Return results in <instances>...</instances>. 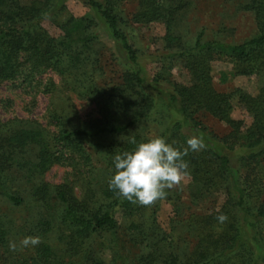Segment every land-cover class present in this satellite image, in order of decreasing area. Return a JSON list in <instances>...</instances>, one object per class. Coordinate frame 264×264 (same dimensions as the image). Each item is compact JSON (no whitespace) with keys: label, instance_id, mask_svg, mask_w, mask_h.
Returning <instances> with one entry per match:
<instances>
[{"label":"trees","instance_id":"trees-1","mask_svg":"<svg viewBox=\"0 0 264 264\" xmlns=\"http://www.w3.org/2000/svg\"><path fill=\"white\" fill-rule=\"evenodd\" d=\"M124 1L84 0L96 20L69 15L64 0H0V86L18 82L40 90L44 75L59 79V84L50 77L44 82L50 95L44 125L0 122V199L13 208L31 207L18 218L0 215V264H264V0L238 5L255 24L254 34L241 42L203 32L184 39L180 24L187 4L137 0L130 20L160 23L165 31L160 53L147 56L121 29L126 22L116 8ZM44 23L59 33L51 35ZM99 23L124 66L110 83L100 79L96 66ZM148 60L158 63L150 80ZM176 62L186 84L170 82ZM213 62L230 65L234 76L258 79L257 92L217 91ZM66 94L88 102L93 114L71 122L67 102L53 106V98H69ZM236 110L242 119L231 117ZM198 114L228 131L215 134ZM194 135L205 147L184 157L188 204L179 186L151 205L109 189L113 158L135 148L132 137L141 143L163 136L182 149ZM53 166L86 176H66L57 185L43 182ZM77 183L83 189L79 195ZM161 201L172 206L168 231L157 220ZM206 202L214 206L196 211ZM221 213L227 216L223 223L216 219ZM25 236H39L41 243L21 249Z\"/></svg>","mask_w":264,"mask_h":264},{"label":"rangeland","instance_id":"rangeland-1","mask_svg":"<svg viewBox=\"0 0 264 264\" xmlns=\"http://www.w3.org/2000/svg\"><path fill=\"white\" fill-rule=\"evenodd\" d=\"M187 7L185 8L180 24V33L184 39H192L199 32H203L207 36L217 35L228 42H241L251 37L255 32V24L250 13H244L237 10L238 5L245 0H181ZM64 6L69 15L73 17L95 16L94 13L84 4V0H64ZM137 10V0H126L121 2L116 8V14L126 22L121 24V29L126 33L130 42L134 47L144 55H157L163 47L164 26L160 23H153L147 26L137 25L130 20L131 15ZM96 20L97 17L95 16ZM43 27L53 36L59 32L51 27L48 23H44ZM97 43L94 46V54L98 60L97 68L100 79L107 80L109 83L123 72L124 66L116 56L114 42L110 39L107 32L99 23L96 28ZM115 53L116 55H114ZM146 75L150 80L158 71L157 60H148L145 63ZM211 75L213 85L217 91L229 92L232 89L239 88L246 93L255 94L258 90L260 82L253 77L234 76L231 66L223 62H213L211 65ZM170 82L186 84L187 77L182 71L180 65L174 63L170 71ZM52 78L55 84H59L56 76L46 74L41 78L42 85L40 90H30L20 83H5L0 86V122L5 123L17 119L22 121H35L37 124L44 125L46 123V110L50 95L45 93L46 78ZM167 86V85H166ZM164 86V87H166ZM169 87V86H167ZM166 87V88H167ZM56 97V96H55ZM69 98H53L56 100L54 105L59 104V100L67 102L65 108L69 109L71 122L77 119H84L93 114L94 107L85 100L79 99L75 94H66ZM202 124L217 135H224L228 128L216 119L208 115L198 114ZM231 117L235 120L242 119L239 110L233 111ZM247 121V120H246ZM68 169L59 166H53L42 177L43 182L51 185L61 183L66 176H86L84 172L68 174ZM71 180V179H70ZM189 179L184 177L180 185L182 191V202L188 204L187 184ZM24 185V184H23ZM21 185L19 194L24 197L27 191L25 186ZM86 189V188H85ZM82 187L76 184L74 192L79 195ZM221 199L218 195L217 203ZM28 200V199H27ZM214 205L206 202L196 211H209ZM30 204L22 205L19 208L11 207L7 202L0 199V215L18 216L25 215L30 210ZM172 217V206L169 202L161 201L157 215L160 227L168 231L169 220ZM106 256L104 255V258Z\"/></svg>","mask_w":264,"mask_h":264},{"label":"clouds","instance_id":"clouds-1","mask_svg":"<svg viewBox=\"0 0 264 264\" xmlns=\"http://www.w3.org/2000/svg\"><path fill=\"white\" fill-rule=\"evenodd\" d=\"M135 145L132 151L116 154L113 158L114 174L108 181L110 190L133 203L151 205L166 197V190L181 184L188 175L189 151H200L205 147L202 137L194 135L186 140L187 147L177 148L163 136H154L137 143L135 137L129 141ZM219 223L227 220L223 213L216 217ZM41 243L39 236H25L19 248L35 247ZM10 249L18 245L10 242Z\"/></svg>","mask_w":264,"mask_h":264}]
</instances>
